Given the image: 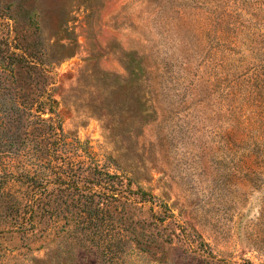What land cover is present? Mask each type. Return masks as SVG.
Masks as SVG:
<instances>
[{
	"label": "rangeland",
	"instance_id": "1",
	"mask_svg": "<svg viewBox=\"0 0 264 264\" xmlns=\"http://www.w3.org/2000/svg\"><path fill=\"white\" fill-rule=\"evenodd\" d=\"M43 91L98 153L66 169H109L90 191L120 203L81 217L44 174L25 233L10 186L53 134L1 109L0 264H264V0H0V105Z\"/></svg>",
	"mask_w": 264,
	"mask_h": 264
},
{
	"label": "trees",
	"instance_id": "2",
	"mask_svg": "<svg viewBox=\"0 0 264 264\" xmlns=\"http://www.w3.org/2000/svg\"><path fill=\"white\" fill-rule=\"evenodd\" d=\"M33 90H38V88ZM18 91H23V88L20 87ZM58 105L59 101L49 91H43V94L36 97H31L30 95L13 97L3 101L2 105H0V110L3 109L6 114L11 115L12 122L16 126L19 125L25 128L31 126L34 129L53 134V138L47 139L43 143L40 142L35 146L36 148L33 151L34 158L37 161L35 172L32 169L28 170L24 176V180L19 183H13L10 186L17 185L19 187L20 199L26 202V211L22 212L20 218L30 220L31 227H27L28 225L24 223L21 228L25 233H28L30 229H35L32 219L37 217L47 204L46 196L40 190V187L44 183L42 179V175L44 174L54 175L52 179L57 180L60 184H71L78 190L77 196H74V204L79 208L81 217L85 218L88 217L86 215L92 214V218L98 220L99 216H105L110 208L120 203V199H117L114 195L107 194V192L97 194L96 192L90 191V189H94L96 186L107 189V184L103 185L104 177L106 175L112 177L116 175L112 174L109 169L105 168L102 170L91 166L84 168L80 165L72 166L70 171L68 168L66 169L65 166L69 163L72 164V161L75 160H77L76 163H85L90 160L91 164L98 163V153L94 152L88 143L82 142L79 138L69 139V136L64 132L60 120ZM47 113L50 115L45 117L44 114ZM67 149H72L74 153H68V157L67 155L64 157L62 151ZM61 158L64 159L63 164H59ZM47 161L56 163L52 167H46L44 164ZM90 177H93V180L88 181ZM85 187H87L88 192H83L85 190L83 188ZM144 195L140 197L142 198L140 201H143V203L151 201L150 198L145 197L143 199ZM57 196L58 194L51 195L50 198L56 200ZM125 197L131 199V196ZM132 199L137 201L138 198ZM98 234L96 232L92 235H86L91 236L92 241H96V238L93 236H97Z\"/></svg>",
	"mask_w": 264,
	"mask_h": 264
}]
</instances>
